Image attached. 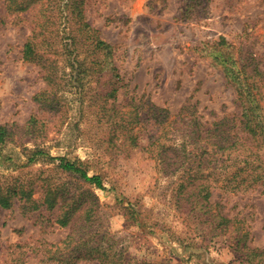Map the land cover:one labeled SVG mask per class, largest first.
<instances>
[{
  "label": "rangeland",
  "instance_id": "374dc122",
  "mask_svg": "<svg viewBox=\"0 0 264 264\" xmlns=\"http://www.w3.org/2000/svg\"><path fill=\"white\" fill-rule=\"evenodd\" d=\"M82 11L86 23L112 46L108 61L118 79L101 87L94 75L86 77L84 96L79 83L78 90L59 93L50 108L35 100L46 89L40 67L22 59L35 11L8 14L0 0V126L14 133L0 146V176L32 188L37 200L48 189L58 193L51 211L23 213L18 199L8 210L0 207V264H100L84 257V245L103 234L101 243L122 251L121 264H254L236 249L235 238L244 234L246 247L264 248L260 188L235 194L212 188L210 213L233 225L212 230V221L200 223L206 215L190 212L193 198L176 197L180 175L158 173L145 148L161 132L152 106L166 110L164 127L189 107L205 127L239 117L235 89L212 52L224 38L228 50H248L264 72V0H84ZM101 91L106 109L136 113L127 135L114 131L107 116L96 115L91 98ZM31 117L43 123L34 133L25 128ZM164 136L166 145L178 143L171 131ZM35 147L77 162L88 176L101 178L103 189L62 171L57 161L29 162ZM91 195L98 206L87 216ZM72 198L80 204L69 224L60 227L56 219ZM71 235L75 241L63 248Z\"/></svg>",
  "mask_w": 264,
  "mask_h": 264
},
{
  "label": "trees",
  "instance_id": "16d2710c",
  "mask_svg": "<svg viewBox=\"0 0 264 264\" xmlns=\"http://www.w3.org/2000/svg\"><path fill=\"white\" fill-rule=\"evenodd\" d=\"M1 1L8 14L35 11L31 37L23 46L22 59L38 65L46 82V89L35 97L38 103L53 108L59 100V93L71 90V87L78 90L79 83L82 87L79 94L84 96L81 84L86 77L94 75V84L101 87L114 78L118 79V75L113 73L115 69L110 67L108 61L112 46L102 40L98 31L84 20V0ZM228 45L224 38H220L215 43L212 54L215 53L214 61L221 65L224 77L235 89L239 117L222 119L205 127L193 117L192 107H189L182 110L184 115L177 121L164 127L168 116L166 110L152 106V118L161 132L145 148L148 157L156 164L158 173L180 175L176 197L193 198L190 212L197 209L198 213L206 215L201 224L212 221V230L219 228L221 231L233 228V225L230 219L218 213H210L209 198L212 188L235 194L259 187L264 195V72L258 69L256 58L248 50L239 51L233 47L228 50ZM221 47L226 49L222 50ZM108 70L110 74L105 76L108 77L107 81L101 83L103 72ZM72 82L78 84L74 85ZM116 90H111V98H114ZM105 97L107 95L101 91L91 98V103L96 106V115L107 116V122L114 131L127 135L131 126L137 123L134 120L136 113L133 114L130 109L127 112L106 109ZM40 127H43V123L35 117H31L25 126L26 131L33 133ZM9 129L6 125L0 126V146L13 140L14 133ZM168 131H171L173 139L178 140L176 145L164 143V135ZM31 153L29 162L38 159L57 161L56 166L62 171L77 174L85 182L103 189L101 178L96 175L88 176L77 162L52 157L38 147ZM188 186L193 187L190 193L184 190ZM57 195L55 189H48L44 198L37 200L33 198L32 188L6 183L0 176V207L3 209H10L13 200L18 199L23 202V213L37 211L42 207L51 211L56 206ZM91 197L93 202L85 207L84 214L87 216L98 206L96 198L93 195ZM76 204L78 206L80 203L73 199L58 216L56 223L60 227L69 224L77 209ZM85 219L86 222L89 217ZM102 236L91 244L84 245V257L96 259L100 264H121L119 258L122 251L114 249L108 242L101 243ZM244 238V234L237 235L236 249L246 252L244 256L249 263L264 264V248H248ZM73 241L75 238L69 236L64 241L63 248L69 247ZM87 245L90 247L87 248ZM78 258L76 255L75 261Z\"/></svg>",
  "mask_w": 264,
  "mask_h": 264
}]
</instances>
